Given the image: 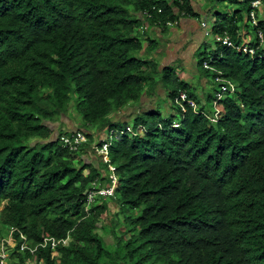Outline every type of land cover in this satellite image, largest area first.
Segmentation results:
<instances>
[{
    "label": "trees",
    "instance_id": "1",
    "mask_svg": "<svg viewBox=\"0 0 264 264\" xmlns=\"http://www.w3.org/2000/svg\"><path fill=\"white\" fill-rule=\"evenodd\" d=\"M252 1H243L246 20ZM189 4L0 0V238L18 231L5 264H264V60L221 49L212 66L236 85L239 99L223 102L218 130L189 114L179 132L113 142L112 208L93 197L86 209L88 187L109 184L107 165L88 155L101 145L96 134L128 125L108 115L153 91L155 74L170 96L186 89L148 60L156 45L149 40L143 49L140 28L143 21L164 26L181 14L192 17ZM238 13L219 18L213 34L236 41ZM71 109L91 132L75 152L52 138ZM145 115L133 124H144ZM163 191V200L155 197ZM177 209L185 212L181 223ZM181 225L189 239L179 231L168 244L164 229ZM19 233L37 246L33 253L19 251ZM67 237L55 248L39 247L43 239ZM182 237L175 252L170 246Z\"/></svg>",
    "mask_w": 264,
    "mask_h": 264
},
{
    "label": "clouds",
    "instance_id": "2",
    "mask_svg": "<svg viewBox=\"0 0 264 264\" xmlns=\"http://www.w3.org/2000/svg\"><path fill=\"white\" fill-rule=\"evenodd\" d=\"M256 1V0H254ZM252 1V2H254ZM260 1V5L262 4L263 0H259ZM251 2V3H252ZM258 7V8H259ZM258 8L256 9V19L259 21V29L263 34V41H264V32L263 29L261 28V23L262 21L260 20L259 16V11ZM251 4H250V12H251ZM250 12L247 15V21L249 24L248 26L251 27V29L254 31V37L248 42V43H242L240 41V37H242L239 33L237 35V40H233L231 38V36L226 33V32H222V33H216L213 34L212 31V36H210V38L212 39V41L214 42V37L216 35H221L223 33H226L229 35V37L231 38V40L233 42L236 43V45L239 46H246L249 45L255 40V45L256 46L258 44V39L256 37V28H254L250 22ZM141 17H143V15H141ZM184 17H188L185 14H181L180 18H184ZM246 17V15H245ZM169 22V21H168ZM168 22L165 23V25L160 26L157 24H153L151 25L149 22L147 21H143V26L140 28V36H141V42L143 44V49H145L147 47L148 42H150V38L149 36L146 34L148 29L150 27H152L153 29H164V28H168V27H172V26H176L179 24V19L173 22H169L172 24V26H168L166 25ZM206 22V21H204ZM201 23V22H200ZM207 24V29H203L205 30L207 33L209 32V25ZM201 27V26H200ZM239 32V30L237 31ZM150 40V41H149ZM214 45L216 46V48L213 50L215 51L214 53H210V54H205L203 57H200V59L197 60V72L198 70V62L200 60L203 59L202 62V69L206 70L210 73L209 76L204 75L207 78V81L205 78L203 77H197L199 79L200 84H198V87L194 88L192 91H188L189 89V82L190 81H183V80H179L174 72V68L172 67H164V68H168L171 71V78L172 79H177L178 82L182 83V87H185V90L180 89L179 92L174 95V96H170V92L171 89L169 88V91H166L165 89L160 88L161 92H158V82L155 80V78L161 80V74H155L153 76L154 80L153 82L156 84V87L153 91L148 92L145 91L147 89H145L140 97L139 102L135 103V104H129L125 109L118 111V112H112L108 115L107 119L111 120L112 122H116V123H124V124H128L126 127L121 128V129H116V128H111V129H102V131H98L96 134V139L100 138V142L101 145L97 146V145H92L91 150L93 149L94 153H95V157H93V155L90 153L88 155H91L93 158V163L96 162V158L100 159L102 162L100 164L103 165H107L108 167V180H109V184H101V183H92L90 186L91 189H88V192L86 194V209L89 208L91 206V200L93 197L98 198L102 201L105 202H109L112 203V200L115 199V191H116V186H117V176H116V169L115 167L111 164L110 159H109V150L111 147V144L115 141H119L122 140L124 137H129V138H138V139H149V137L153 134H161V133H174V132H179L182 129V124L183 121L185 120L186 116H188L189 114H192L193 116L196 117H204L210 125L211 129L214 130H218L219 128V122L222 119V104L224 101L228 100H235V99H239L238 96L236 95L237 92V88L236 85L233 84L232 82L226 80L223 76L221 72H218V70L212 66V64L214 62H218L220 59H222V50L221 49H225L222 45H218L214 42ZM253 47V46H251ZM217 48H220V51L216 53ZM226 51H231L234 52L232 50H228L225 49ZM237 53V52H234ZM141 55H143L144 53L141 52ZM153 54L154 52H152L150 55H148V60H153ZM245 55L244 53H240ZM264 45L262 47V51L259 52V55L261 57L256 56L255 58H251L248 56L250 59H254V60H264ZM152 56L151 59H149V57ZM206 65L208 68H205ZM159 66V65H158ZM164 68H160L159 66V71H162ZM213 84L214 82L219 84V91L216 92L214 91L213 95L210 96L208 95L207 97V92H206V83L208 84ZM166 93H168V101L170 103L171 107H174L176 112L171 113L169 116H165L164 118L161 116L160 112L157 110L156 105H154V101H156V97L157 96H162L165 95ZM152 95V96H151ZM154 98V100H153ZM153 100V101H151ZM145 103V104H144ZM208 104H211L212 107V111H208L207 110V106ZM135 108V112L131 113L126 119H116L117 116L120 117V115H124V113L126 112V110L128 108ZM177 113V115H176ZM146 114V115H145ZM148 114H151V116L149 118H145V123H138L137 125L133 124L134 119H136L138 116H147ZM66 118H68V116H66ZM63 119V118H62ZM61 119V125H54L53 127V135L52 138L55 140H58L59 143L61 144V146L68 150L69 152H75L77 150H79L83 145L88 144V135L91 134L90 129H88V131H86L84 128H82L79 124L78 121H71L70 123H65L62 121ZM67 128L70 130H65L61 129L62 128ZM81 133L84 137V141L77 147L76 150H70L69 148H65L63 146V141L62 138L63 137H67V138H71L72 136ZM147 138V139H146ZM87 155V156H88ZM99 164V165H100ZM192 170V169H191ZM187 172V171H186ZM91 190V191H90ZM156 198L158 199H164L165 197V191L157 193L155 195ZM154 198V197H153ZM152 200V198H151ZM101 202V201H100ZM143 207L138 208V210H136L135 214L137 215V217L140 215L141 211H142ZM146 209V207L144 208V210ZM178 213H179V217L176 219L177 221H179L180 223L182 221L185 220V212L184 210L181 209H177ZM128 214V213H127ZM163 214V212H162ZM182 226V225H181ZM12 231V232H11ZM165 236L167 239V242L169 244V240L172 238H176L180 233L182 234V236L185 235L188 236L189 239V233H188V229H185V226H182V228H178L177 227H169V228H165ZM211 235H213L211 233V229H209ZM14 232H18L15 229L9 228V232L8 235L4 238H0V249H1V245L5 251V260L4 263L6 262V258H8V256L10 255V253L13 251V248L15 247V242L13 240V236L12 234ZM186 233V234H185ZM20 235H23L22 233H19L18 236L21 239V244L19 246V251H23L21 250V245L24 244L26 246V249H30V251L32 250V248H30L28 246V242H27V238L25 235H23L24 239L21 238ZM69 239V237H67L65 240H60V241H55V242H59L62 243V241H65V243L67 242V240ZM45 239H43L44 241ZM183 240V237L181 239H178L176 242H174L173 245H171L170 247L176 252L177 251V246L179 245V243ZM42 241V243H43ZM41 243V244H42ZM62 243V244H65ZM40 244V245H41ZM50 244V243H49ZM48 244V245H49ZM58 245V244H57ZM188 245V244H187ZM51 246V245H50ZM40 247V246H39ZM35 249L37 248L34 247ZM43 248V247H42ZM230 263H231V259H230Z\"/></svg>",
    "mask_w": 264,
    "mask_h": 264
},
{
    "label": "crops",
    "instance_id": "3",
    "mask_svg": "<svg viewBox=\"0 0 264 264\" xmlns=\"http://www.w3.org/2000/svg\"><path fill=\"white\" fill-rule=\"evenodd\" d=\"M243 1L235 0V2L240 4H243ZM188 2L194 16L179 18L178 25L162 30L150 27L146 33L150 40L155 41L156 49L153 50V61L160 68H174L176 77L183 81H190L193 76L198 77L196 52L200 54L201 49L205 48L209 42H212L210 36H212L215 22L219 18L230 17L235 14L227 15L225 14L226 12L223 13L221 10L216 9L214 5L209 4V0H188ZM206 4H208L207 7H205ZM237 12L240 13L235 18H243V24L237 23L239 27L238 33L243 36L244 33H247L244 29L246 17L241 14L240 10ZM259 14L261 16L260 20L264 22V11H259ZM201 21L208 23L210 28L208 33L200 27ZM215 48L216 46H214ZM151 58L152 56L149 57V59ZM158 89V92H161L160 87Z\"/></svg>",
    "mask_w": 264,
    "mask_h": 264
},
{
    "label": "rangeland",
    "instance_id": "4",
    "mask_svg": "<svg viewBox=\"0 0 264 264\" xmlns=\"http://www.w3.org/2000/svg\"><path fill=\"white\" fill-rule=\"evenodd\" d=\"M225 2H226V4H225ZM209 4L214 5V7L216 9L221 10L223 13L226 12L225 14H227V15H231L232 13H236L238 10L241 11V14L243 16H245V14H246V11H245V8H244V4L237 3V2H235V0H223V1L209 0ZM207 6H208V4L205 5V7H207ZM258 11H264V0L262 1L261 6L258 8ZM259 18H261V16H259ZM263 19H264V16H263ZM244 29L247 31V33H244L243 36L240 37V41L242 43H248L254 37V31L248 25L244 26ZM214 46L215 45H214L213 41L209 42V44H207L205 46V48L201 49L200 54H199V52H196V59H200V57H203L205 54H207V55L210 54L212 52V50L214 49ZM203 74L204 73H203L202 69L200 71H198V73H197V75L199 77L201 76V77L205 78L206 81H207V78ZM152 80H154V78H152ZM155 80L158 82V86L160 88L165 89L166 91H169V88H170L169 86H167L166 84H163L161 82V80H159V79H155ZM198 84H200L199 79L196 76H193V78L189 82L188 91H192L194 88L198 87ZM214 91H216V92L219 91V84L216 83V82H214L213 84H211V82H210V84L206 83L207 97H208V95L212 96ZM167 96H168V93H166L165 95H162V96H157L156 97V101H154V105L157 104L156 108L160 112V114H161V116L163 118L165 116H169L171 113L176 112L175 108L170 106V103L168 101ZM153 100H154V98H153ZM153 100H151V101H153ZM135 108L136 107L128 108L126 110V112L124 113V115H120V117L117 116L116 119H120V118L126 119L131 113L136 111ZM207 110L208 111H212L213 110L212 107H211V104H208ZM176 115H177V113H176ZM70 120L71 121L76 120V121L80 122V118H79L78 113L75 110H73V109L70 110V114L68 115V118L64 117L62 119L64 124L65 123H70L71 122ZM61 129H64V131L65 130H70V129L67 128V126H66V128H62L61 127ZM91 187L92 186H89L88 189H91ZM109 205H110V208H112V205L111 204H109ZM110 211H111V209H110ZM103 228H108L107 221H105ZM105 240L108 243H112L113 242L112 238L109 235H107L105 237ZM9 257L12 258L11 254L9 255Z\"/></svg>",
    "mask_w": 264,
    "mask_h": 264
},
{
    "label": "built area",
    "instance_id": "5",
    "mask_svg": "<svg viewBox=\"0 0 264 264\" xmlns=\"http://www.w3.org/2000/svg\"><path fill=\"white\" fill-rule=\"evenodd\" d=\"M259 5H260L259 0L252 2L251 3V9L252 10L250 12V22H251L252 26L254 28H256V30H257L256 31V37L258 39V44L256 46L251 47L249 45H246V46L242 47V46L236 45V43L233 42L231 40V38L229 37V35L226 33H223L221 35H219V34L216 35L214 37V42L218 45L219 44L222 45L225 49L232 50V51L237 52V53H244L245 55H248L251 58H255L256 56L261 57L262 55L260 56L259 52L262 51L264 41H263V34L259 29V21L256 19V9L259 7ZM158 12H160V11H158ZM142 15H143V17L151 18V15L149 14V12H144ZM166 25L172 26V24L169 22ZM200 26H201V28H203L205 30L207 29V24L204 21H201ZM204 66H205V68H208L206 65H204ZM62 141H63V146L65 148H69L70 150H76L77 147L84 141V137L81 133H78V134L72 136L71 138L63 137ZM20 236L22 239H24L23 235H20ZM49 243H50L52 248H55L57 246V244H59V242H55L52 239H45L43 241V243L39 246L44 248ZM62 243H65V241H62ZM2 245H1V249H0V264H3L4 260H5V251L2 247ZM24 249H26V246L24 244H22L21 250H24ZM35 250H36L35 248L32 249L31 253H33Z\"/></svg>",
    "mask_w": 264,
    "mask_h": 264
}]
</instances>
